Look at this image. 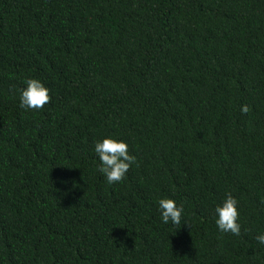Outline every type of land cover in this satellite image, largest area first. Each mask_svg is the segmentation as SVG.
Instances as JSON below:
<instances>
[{
	"label": "trees",
	"instance_id": "trees-1",
	"mask_svg": "<svg viewBox=\"0 0 264 264\" xmlns=\"http://www.w3.org/2000/svg\"><path fill=\"white\" fill-rule=\"evenodd\" d=\"M108 136L137 158L114 184ZM260 234L264 0H0V264H264Z\"/></svg>",
	"mask_w": 264,
	"mask_h": 264
},
{
	"label": "clouds",
	"instance_id": "clouds-1",
	"mask_svg": "<svg viewBox=\"0 0 264 264\" xmlns=\"http://www.w3.org/2000/svg\"><path fill=\"white\" fill-rule=\"evenodd\" d=\"M27 87L20 95V107L24 109H42L51 101L50 88L37 79L30 78L26 80ZM243 114L250 112L248 105L241 108ZM100 165L98 171L102 173L107 183L114 184L122 182L132 164L136 162V156L129 153V145L126 141L114 136H108L95 144ZM159 209L162 221L167 224L171 221L174 225H180L182 214L184 212L183 204L177 205L173 198H161L159 200ZM217 214L216 224L223 233H232L240 235L241 225L238 222L240 217L239 200L231 193H228L226 199L221 205L215 208ZM187 223V221H185ZM255 239L264 244V234L257 235Z\"/></svg>",
	"mask_w": 264,
	"mask_h": 264
}]
</instances>
